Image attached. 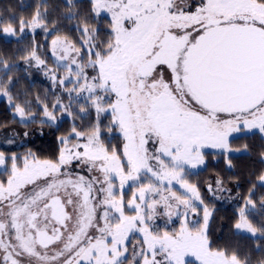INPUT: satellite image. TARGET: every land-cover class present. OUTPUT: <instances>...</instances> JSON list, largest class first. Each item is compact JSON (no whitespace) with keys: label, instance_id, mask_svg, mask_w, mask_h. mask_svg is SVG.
<instances>
[{"label":"rangeland","instance_id":"1","mask_svg":"<svg viewBox=\"0 0 264 264\" xmlns=\"http://www.w3.org/2000/svg\"><path fill=\"white\" fill-rule=\"evenodd\" d=\"M91 1L94 12L109 17L113 23L114 43L110 51L105 55L94 52L90 46L91 36L86 35L82 45L90 57L88 62L79 63V53L72 44L55 36L50 43V54L56 66L64 67V70L57 72L44 68V71L54 82L58 74L62 84L69 83L66 91L70 95V103L83 96L91 97L98 112L110 115L112 126L105 131L102 130L106 128L98 126L87 134L71 130L60 140L59 157L52 161L13 153L23 145L29 133L16 128L0 131V212L4 220L14 204L31 205L35 200H44L51 194V188H54L53 193L56 191L64 174L66 176L67 172H74L86 164L87 171H98L103 179L102 182L98 180V184H103L98 229L96 226L93 233L84 236L83 226L72 235L68 248L60 250V244H57L53 249L42 251L35 250L29 232L21 229H14L11 238L15 236L17 240L13 241L14 250L9 251L6 244L3 246L5 239L0 232V264H125L126 261L127 264H185L187 260L196 264H241L234 256L211 248L207 231L210 214L203 199L199 200L204 212L194 206L197 193L194 185L191 184L184 195L182 185H155L153 177L156 175L163 179L166 169L170 168L180 182H186L188 177L195 181L196 173L207 166L208 158L214 152L226 151L225 160L229 165V154L244 150L241 147L243 137L239 135L234 140L215 145L212 143H215L214 131L223 129L225 124L215 127L210 123L207 127L193 119L179 128L169 126L171 109L162 105L149 109L151 114L143 113L148 115L145 124L148 128L145 129L139 116L135 115L142 100L131 97L130 87L134 68L163 29L189 27L195 20L208 16H243L254 19L258 26L264 28V4L256 0ZM38 26L37 19H34L27 26H22L20 32H33ZM3 33L13 36L10 28L3 29ZM37 64L41 66L42 62L37 60ZM152 97L149 100L157 102ZM57 107L60 108L58 113H45L43 118L47 122L56 123L55 116L73 111L61 102ZM14 115L20 121L29 120L19 109ZM248 117L244 121L238 120L240 126H246L243 133L248 128L245 133L256 132L264 137V108ZM113 125L123 139L120 149L105 142L112 139ZM156 127L165 129L166 136L176 134L177 145L167 150L168 146L154 138ZM102 135L107 136L102 138ZM142 160H145L144 165L153 177L137 172ZM63 182H71V179L68 177ZM258 182L264 185V172ZM106 199H113L116 206L107 203ZM64 200L72 207L69 194ZM110 209L116 212V216L110 213ZM242 212L239 211L240 214ZM245 218L246 215H242L236 229L259 231ZM82 235L83 243L76 248Z\"/></svg>","mask_w":264,"mask_h":264},{"label":"trees","instance_id":"2","mask_svg":"<svg viewBox=\"0 0 264 264\" xmlns=\"http://www.w3.org/2000/svg\"><path fill=\"white\" fill-rule=\"evenodd\" d=\"M256 1L264 4V0ZM34 19L39 26L33 32L21 33V27ZM5 28L13 30V36L5 35ZM86 35L91 36L90 46L94 52L102 55L107 54L114 43L111 19L96 14L91 0H0V131L16 128L29 133L27 140L13 153L52 161L59 157L60 140L71 130L87 134L98 126L106 128L102 131L112 126L110 115L98 112L91 97L83 96L70 103L66 91L69 83L62 84L58 74L55 82L45 75L46 68L64 70L56 66L50 54L53 37L68 40L79 53L80 63L88 62L90 57L82 45ZM92 57L95 58L94 54ZM37 60L42 62L41 66ZM59 102L73 111L55 116L56 123L47 122L43 118L45 113H58ZM18 109L28 122L14 115ZM241 127L243 133L246 126ZM116 131L113 125L112 139L105 142L120 149L123 139ZM245 131L238 133L243 137L244 150L229 154V165L225 160L226 151L214 152L207 166L196 173L197 180H191L190 184L197 192L194 206L202 212L200 200L203 199L210 214L207 231L211 248L234 256L241 264H264V185L258 182L264 172V137ZM240 210L244 212L240 214ZM242 215L259 231L236 229ZM185 264L196 263L187 260Z\"/></svg>","mask_w":264,"mask_h":264},{"label":"flooded vegetation","instance_id":"3","mask_svg":"<svg viewBox=\"0 0 264 264\" xmlns=\"http://www.w3.org/2000/svg\"><path fill=\"white\" fill-rule=\"evenodd\" d=\"M248 23L257 24L254 19L243 16H208L203 20H195L194 23L189 27L180 26L177 30L163 29L158 33L157 37H155L151 43L149 51L134 68L132 73V80L134 84L132 82V87H130L131 97H139V99L141 98L140 100H142L141 107H139L135 115L139 116V121L143 124L145 129L148 128V126L145 125L148 121L147 114H151L149 109H153V107L156 109L162 105L171 109V115L168 117L169 126L172 125L173 127L179 128L184 125V122H189L193 119H195V121L199 120L207 127L210 123L213 125L215 124V127L218 124H225L223 129L219 128L214 131L215 143L212 141L211 142L215 145H218V143H224L226 141H231L238 138L240 135L238 134L239 128L241 126V128L244 127V125H239L238 120L242 119L244 121L246 116L248 117L257 110L264 108V96L258 104L253 105L246 111L228 112L227 109L215 106L213 107L212 105L208 104L205 105L199 100V98H207L213 96V94L219 93L220 97L225 96L224 94H221L222 92H219L220 89L222 90L224 88V82L227 79V75L224 71L216 68L214 62L210 60L209 65L206 66L204 75L207 77V82L209 84H211L213 81L217 83L216 88L213 89L212 86L207 83L208 85L206 88V93H204L201 88L196 87V84H194L195 82L190 80L189 75L191 74L195 78L197 75L202 77L201 70L196 66V64L200 58L198 51L203 41L209 43L208 46L211 50L212 46H219L216 44L217 39L215 37L211 38L214 33L223 30L225 26H230L233 24L244 25ZM165 31H168L172 34V40L174 41V44L177 42L181 43L180 41L182 39L185 40V43H183L181 48L176 50V53L173 56V61L165 58L163 63L157 64L150 74L145 76L139 75L137 73L138 66L143 61L149 59L159 49H161V39ZM212 51L213 50L206 53V55L212 56ZM192 58L193 61L190 66ZM168 62L171 64V68L166 65ZM193 66L194 68H192ZM235 76L237 78L240 77L239 73L238 75L235 73ZM238 81L239 80H237V82ZM151 97H155L157 102H152V99L149 100ZM232 124L233 126L235 125V127L231 128L230 126ZM155 130L156 132L154 138H158V140L160 139L159 141L162 145L165 144L168 146L169 149L167 150H170L177 145L179 140L176 137V134L166 136L165 129L160 130L156 127ZM211 133L212 131H210V134ZM210 139L212 140L211 137ZM79 154L80 153H78V155ZM69 155L71 156L72 153H69ZM144 164L145 160H142L140 162L141 167L137 170V172L139 171L140 173H143L147 176L150 173L146 168L147 165ZM86 167H88V165L82 164L80 169H76L71 173L67 172L66 176L64 174V176H62V182H59L56 186V191L53 193L52 191L54 188H51V194H48L44 200H35L31 205H27L26 203H19L18 205L14 204V206L9 208V210L11 209V213L6 214V219L4 220L1 219L2 214L0 212V219L2 220L0 226L4 228V231L0 228V232H3V238L5 239L3 240V246L6 244L7 250H14L15 247L13 245V241L17 240V237L15 236H12L13 238H11L14 229L17 231L18 229H21V231H28L29 236L31 237L30 242L36 251H42L50 248L53 249L57 244H60V250L68 248V244H70V241L72 240V235L75 232L78 233V231H80L83 226L85 227L83 233L84 236L93 233L96 229V226L100 223L99 217L100 212L102 211L100 206H103V203L101 202L102 200L100 201V199L103 196V184H98V180L100 179L102 182L103 179L100 178V172L93 170L87 171ZM164 175L166 177H162L163 179L156 177V175L155 177L151 175L155 185H182V190L185 192L189 191V187L191 185V179H189V177L186 182H180L175 171H172L170 168L166 169ZM68 177L71 179V182H63V180ZM68 194L73 203L72 207L68 206L64 200L65 195ZM25 196L26 195L23 193V197ZM56 196L60 198L67 214L63 224H60V220H55L51 217V207L45 205L51 198ZM106 202L116 206L113 199H106ZM112 212L113 215L116 216V212L110 209L111 214ZM93 216L95 218H93ZM42 231L48 235V238H53L58 234V239L52 240V242L47 246H41L36 241V232ZM47 235L45 236L44 240L47 239ZM84 236L82 235L77 241L76 248L79 247V244L83 243Z\"/></svg>","mask_w":264,"mask_h":264},{"label":"water","instance_id":"4","mask_svg":"<svg viewBox=\"0 0 264 264\" xmlns=\"http://www.w3.org/2000/svg\"><path fill=\"white\" fill-rule=\"evenodd\" d=\"M214 37L217 39L216 44L219 46L211 47V50H213L212 56L206 55V53L211 52L208 46L209 43L206 41L201 43L198 51L200 58L196 66L201 70L202 77L197 75L195 78L190 74V80L195 82L196 87L201 88L206 93L209 83L204 73L206 66L212 60L216 68L224 71L227 75V79L224 82L225 86L219 91L225 96L220 97L219 93L213 94L214 97H203L199 98V100L205 105L227 109L228 112L246 111L253 105L258 104L264 96V30L255 24H233L225 26L223 30L214 33L211 38ZM172 39V34L165 31L161 39V49L138 66L137 73L139 75L150 74L157 64L163 63L165 58L173 61L176 50L183 46L185 40H179L181 43L177 42L174 44ZM192 61L193 58L190 66ZM166 65L171 68L169 62ZM235 73L237 75L239 73L240 77L237 78ZM237 80L239 81L237 82ZM216 83L213 81L209 85L213 89L216 88ZM45 205L51 207V217L55 220H60V224H63L67 214L60 198L58 196L53 197ZM46 235L44 231L36 232V241L41 246H47L52 240H57L59 236L57 234L53 238H48L47 235V239L44 240Z\"/></svg>","mask_w":264,"mask_h":264}]
</instances>
